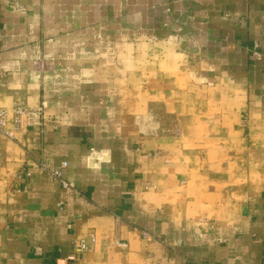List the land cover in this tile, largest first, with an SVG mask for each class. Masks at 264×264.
I'll return each mask as SVG.
<instances>
[{"label": "crops", "instance_id": "crops-1", "mask_svg": "<svg viewBox=\"0 0 264 264\" xmlns=\"http://www.w3.org/2000/svg\"><path fill=\"white\" fill-rule=\"evenodd\" d=\"M15 103L0 264H264V0H0Z\"/></svg>", "mask_w": 264, "mask_h": 264}, {"label": "built area", "instance_id": "built-area-1", "mask_svg": "<svg viewBox=\"0 0 264 264\" xmlns=\"http://www.w3.org/2000/svg\"><path fill=\"white\" fill-rule=\"evenodd\" d=\"M257 48L258 44L255 42L252 55L255 58H260L261 54ZM43 113L44 104L42 103L37 106H28L23 103H15L9 109L0 107V142L4 139L13 140L16 133L26 132L31 128L41 127L43 122ZM171 133L173 135H179V130L174 128ZM66 166L67 164L63 162L58 168L54 169L51 174L53 177L61 181L63 188H72V185L69 182L62 179V169H64ZM143 235L147 236L146 233H143ZM94 242V238L91 239L90 244L84 239H80L74 242V246L77 252L82 253L87 251ZM115 244L119 247H127V244L125 243H119L115 241Z\"/></svg>", "mask_w": 264, "mask_h": 264}]
</instances>
